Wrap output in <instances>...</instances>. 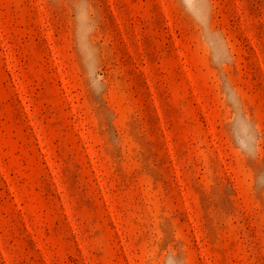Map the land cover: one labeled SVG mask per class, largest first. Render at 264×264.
I'll use <instances>...</instances> for the list:
<instances>
[{
  "label": "rangeland",
  "instance_id": "rangeland-1",
  "mask_svg": "<svg viewBox=\"0 0 264 264\" xmlns=\"http://www.w3.org/2000/svg\"><path fill=\"white\" fill-rule=\"evenodd\" d=\"M0 264H264V0H0Z\"/></svg>",
  "mask_w": 264,
  "mask_h": 264
}]
</instances>
